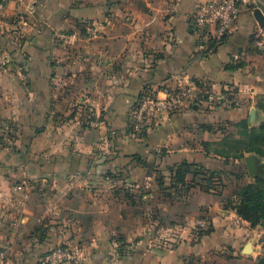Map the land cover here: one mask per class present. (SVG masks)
I'll return each instance as SVG.
<instances>
[{"label": "crops", "instance_id": "1", "mask_svg": "<svg viewBox=\"0 0 264 264\" xmlns=\"http://www.w3.org/2000/svg\"><path fill=\"white\" fill-rule=\"evenodd\" d=\"M204 1L5 0L0 47L12 55L0 66L5 264H41L61 244L80 246L71 264L264 257V223L236 211L239 187L255 182L250 155L232 146L264 122V27L243 8L222 39L202 34L193 16ZM184 75L197 102L135 134L131 114L142 95ZM213 93L220 100L208 101ZM183 162L219 175L222 189L207 190V179L189 172L186 182L200 184L185 190L171 170Z\"/></svg>", "mask_w": 264, "mask_h": 264}, {"label": "built area", "instance_id": "2", "mask_svg": "<svg viewBox=\"0 0 264 264\" xmlns=\"http://www.w3.org/2000/svg\"><path fill=\"white\" fill-rule=\"evenodd\" d=\"M5 0H0V8ZM264 0H206L201 3L193 16L195 28L202 34H214L222 39L230 30L243 8L263 11ZM12 55L0 47V66L10 64ZM249 88H246V91ZM220 94H209L208 101L220 100ZM199 99L197 88L188 75H184L175 85L167 87L161 93L149 91L135 105L131 114V129L135 134H142L152 129L163 115H172L191 107ZM218 184V183H217ZM213 188V187H212ZM215 191V190H214ZM236 227H241V219L234 217ZM10 247H0V264H5ZM81 257L78 244H61L50 249L41 259V264L77 263Z\"/></svg>", "mask_w": 264, "mask_h": 264}, {"label": "trees", "instance_id": "3", "mask_svg": "<svg viewBox=\"0 0 264 264\" xmlns=\"http://www.w3.org/2000/svg\"><path fill=\"white\" fill-rule=\"evenodd\" d=\"M148 92L144 93L142 97ZM260 106L264 109V98L260 102ZM257 141H261L263 143L260 144ZM258 144H260V147H258ZM232 146L236 149H240L241 151L248 152L256 150V152L264 154V122L261 123L258 130H253L250 133H246L243 139L234 141ZM171 170L174 171V177L176 178L177 182L181 183L185 190L200 184V181H196L195 179L192 182H186L185 178L189 172H196V175H199V179H207L205 186L209 191H211L210 189H213L215 192H218V188L223 186V182L219 175L214 173L207 174L201 169L196 171L192 164L187 162H183L178 165L176 169ZM214 178L217 179L218 184L214 183ZM258 180L259 181L257 184H255V182L247 184L246 186L240 187L237 192L239 202L236 205V211L239 216L250 221L252 224L259 222L264 223V178ZM256 264H264V257H262Z\"/></svg>", "mask_w": 264, "mask_h": 264}, {"label": "rangeland", "instance_id": "4", "mask_svg": "<svg viewBox=\"0 0 264 264\" xmlns=\"http://www.w3.org/2000/svg\"><path fill=\"white\" fill-rule=\"evenodd\" d=\"M257 142L260 143V144L263 143L261 141H257ZM260 144H258V147H260ZM248 152H249V155H250L249 159L252 160V162H253V165H252V168H251V174L253 176H255V184H257L258 181H259L258 179H263V175H264V154H260L259 152H256V150L248 151ZM214 179H215L214 183L217 184L218 183L217 179L216 178H214ZM220 189H222V186H220L218 188V190H220ZM210 190H211V192L214 191L213 189H210ZM226 205L232 206V201L228 200ZM208 255H214V254L211 253V254H208ZM208 255L205 254L202 257H208ZM219 255L223 256V254L222 255L219 254Z\"/></svg>", "mask_w": 264, "mask_h": 264}, {"label": "water", "instance_id": "5", "mask_svg": "<svg viewBox=\"0 0 264 264\" xmlns=\"http://www.w3.org/2000/svg\"><path fill=\"white\" fill-rule=\"evenodd\" d=\"M254 15H255L256 19L258 20L260 26L264 27V13H263V11L259 8H256V9H254ZM248 164H249V167L251 169L252 165H253L252 160L249 159Z\"/></svg>", "mask_w": 264, "mask_h": 264}]
</instances>
